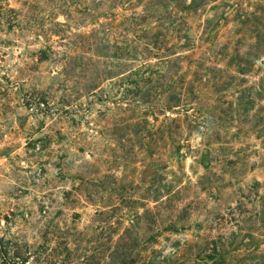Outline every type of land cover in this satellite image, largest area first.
<instances>
[{
	"label": "rangeland",
	"instance_id": "rangeland-1",
	"mask_svg": "<svg viewBox=\"0 0 264 264\" xmlns=\"http://www.w3.org/2000/svg\"><path fill=\"white\" fill-rule=\"evenodd\" d=\"M0 264H264V0H0Z\"/></svg>",
	"mask_w": 264,
	"mask_h": 264
},
{
	"label": "trees",
	"instance_id": "trees-1",
	"mask_svg": "<svg viewBox=\"0 0 264 264\" xmlns=\"http://www.w3.org/2000/svg\"><path fill=\"white\" fill-rule=\"evenodd\" d=\"M191 9H193V6L191 4H188V5L185 6V8H183L184 11H189ZM175 106H177V105L176 104L175 105H171L170 107L173 108Z\"/></svg>",
	"mask_w": 264,
	"mask_h": 264
}]
</instances>
